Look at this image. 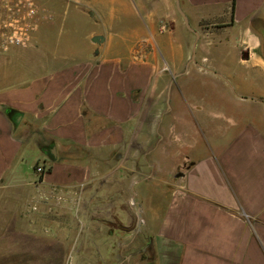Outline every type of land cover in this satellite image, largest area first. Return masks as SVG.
<instances>
[{
  "label": "crops",
  "instance_id": "1",
  "mask_svg": "<svg viewBox=\"0 0 264 264\" xmlns=\"http://www.w3.org/2000/svg\"><path fill=\"white\" fill-rule=\"evenodd\" d=\"M179 4L194 61L175 0H111L80 52L0 54V236L51 247L3 262L264 264V0Z\"/></svg>",
  "mask_w": 264,
  "mask_h": 264
},
{
  "label": "rangeland",
  "instance_id": "2",
  "mask_svg": "<svg viewBox=\"0 0 264 264\" xmlns=\"http://www.w3.org/2000/svg\"><path fill=\"white\" fill-rule=\"evenodd\" d=\"M25 4L26 25L24 35L28 38V41L26 44H9L4 46V48L0 47V54H15L19 49L24 47L33 48V45H28L27 43L34 36L39 38V41L43 43L41 47L45 52L57 54L68 53L72 50L80 52L88 47L87 36L90 30L94 29L104 32L108 27H113L114 29L116 24V21L111 22L108 19L107 12L110 8L111 0H25ZM30 8H34L36 12L29 14ZM123 19L125 22H131L130 14L124 15L123 13ZM181 27L185 31H188L184 21H182ZM10 31L19 32L20 29H11ZM176 33L180 34L179 30L176 29ZM170 160L171 158L167 162V158H163L162 167L165 168V171H168L172 165ZM40 162L44 163L43 161ZM155 180L152 181L150 186V191L153 194L157 191L156 184L159 183L157 182L158 179ZM43 238L18 236L2 238L0 236V244L14 245L13 248L15 249L18 244L27 245V247L30 246L31 248L33 247L31 245L37 244L40 249L47 247L49 250L51 248L48 247L50 245L49 239ZM43 244L45 247L42 246ZM59 250L60 248H56L53 253L37 254L32 252L25 254L11 252L8 254V259L7 256L4 257V262L0 253V264H64L65 253H61Z\"/></svg>",
  "mask_w": 264,
  "mask_h": 264
},
{
  "label": "built area",
  "instance_id": "3",
  "mask_svg": "<svg viewBox=\"0 0 264 264\" xmlns=\"http://www.w3.org/2000/svg\"><path fill=\"white\" fill-rule=\"evenodd\" d=\"M25 0H0V47L9 44H26L28 38L24 35L25 29ZM34 8L29 9V14L35 13ZM20 29L19 32L10 30ZM36 173L42 175L44 166L37 164Z\"/></svg>",
  "mask_w": 264,
  "mask_h": 264
},
{
  "label": "water",
  "instance_id": "4",
  "mask_svg": "<svg viewBox=\"0 0 264 264\" xmlns=\"http://www.w3.org/2000/svg\"><path fill=\"white\" fill-rule=\"evenodd\" d=\"M175 5H176L177 11L179 12V14L181 15V17H182V19L184 21V24H185L186 28H188L189 30H191L195 34V41L193 42V45H192V55H191V61H194V59H195V57H194L195 56V45H196L197 39L199 38V33L190 26L186 14L183 12V10L180 7L179 0H175ZM92 40L95 41V42H100V41L103 40V37L97 35V36H94L92 38ZM48 154H49V157L51 159L55 158V148H54V146H51L48 149Z\"/></svg>",
  "mask_w": 264,
  "mask_h": 264
}]
</instances>
